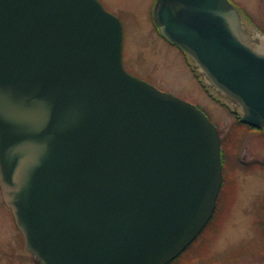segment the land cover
Wrapping results in <instances>:
<instances>
[{
    "label": "water",
    "instance_id": "1",
    "mask_svg": "<svg viewBox=\"0 0 264 264\" xmlns=\"http://www.w3.org/2000/svg\"><path fill=\"white\" fill-rule=\"evenodd\" d=\"M154 24L264 128V53L228 0H156ZM222 178L216 126L125 71L97 0H0V193L37 264H167Z\"/></svg>",
    "mask_w": 264,
    "mask_h": 264
},
{
    "label": "rangeland",
    "instance_id": "2",
    "mask_svg": "<svg viewBox=\"0 0 264 264\" xmlns=\"http://www.w3.org/2000/svg\"><path fill=\"white\" fill-rule=\"evenodd\" d=\"M99 1L121 23L125 71L195 105L217 127L223 141L224 185L214 216L168 264H264V129L241 127L237 123L243 113L240 104L161 36L153 22L156 0ZM229 1L247 43L264 53L261 0ZM35 260L26 253L23 237L0 195V264H34Z\"/></svg>",
    "mask_w": 264,
    "mask_h": 264
},
{
    "label": "trees",
    "instance_id": "3",
    "mask_svg": "<svg viewBox=\"0 0 264 264\" xmlns=\"http://www.w3.org/2000/svg\"><path fill=\"white\" fill-rule=\"evenodd\" d=\"M237 123L240 124L241 127L242 126H246V127L251 128L253 130H256L253 127L248 126L247 124L242 123V121L240 120V118H237ZM221 142L223 143V141H221ZM221 154H222V162H223V174H224L223 176H225V168H226V161L225 160L226 159L224 158V150H223V147L221 148ZM223 185H224V181L222 183V187H221V191H220V196H221V193H222Z\"/></svg>",
    "mask_w": 264,
    "mask_h": 264
},
{
    "label": "flooded vegetation",
    "instance_id": "4",
    "mask_svg": "<svg viewBox=\"0 0 264 264\" xmlns=\"http://www.w3.org/2000/svg\"><path fill=\"white\" fill-rule=\"evenodd\" d=\"M99 1V0H98ZM100 2V1H99ZM264 129V128H263ZM263 129H256L258 132H262L263 131ZM223 180H224V177H223ZM222 180V181H223ZM26 253L28 254V255H30L27 251H26ZM30 256H32V255H30ZM32 258H34L33 256H32ZM34 264H36V260H35V263Z\"/></svg>",
    "mask_w": 264,
    "mask_h": 264
},
{
    "label": "bare ground",
    "instance_id": "5",
    "mask_svg": "<svg viewBox=\"0 0 264 264\" xmlns=\"http://www.w3.org/2000/svg\"><path fill=\"white\" fill-rule=\"evenodd\" d=\"M245 39H246V38H245ZM257 51H259V50H257ZM259 52L263 53V51H259ZM194 241H195V240H194ZM194 241H193V242H194Z\"/></svg>",
    "mask_w": 264,
    "mask_h": 264
}]
</instances>
